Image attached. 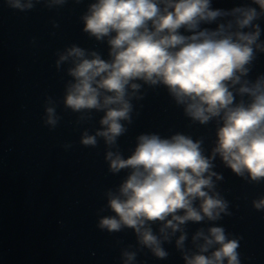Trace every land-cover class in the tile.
Wrapping results in <instances>:
<instances>
[{
  "label": "clouds",
  "instance_id": "1",
  "mask_svg": "<svg viewBox=\"0 0 264 264\" xmlns=\"http://www.w3.org/2000/svg\"><path fill=\"white\" fill-rule=\"evenodd\" d=\"M62 3L63 0H55ZM13 8H31V0H7ZM264 13V0H253ZM211 0H96L83 17L84 31L97 40L108 39L112 57L105 62L93 53L85 58L80 48H72L61 60L73 57L75 67L70 75L75 83L68 89L65 104L73 111L106 110L101 124L105 130L97 135L113 144L124 131L122 120L129 119L131 110L126 89H138L130 83L163 84L177 103L186 104L185 111L201 124L220 117L223 126L217 132L214 154L238 176L245 173L256 181L264 178V76L254 85L241 77L248 73L254 48L260 36L253 21L255 8H235L230 13L211 9ZM234 16V21L219 25L216 30L201 29L202 23H212L222 16ZM235 26V31L233 27ZM250 26L254 31L241 30ZM189 33L188 35L182 34ZM264 50V48H261ZM236 94L247 95L251 103H234ZM51 116L52 109L48 110ZM49 123L55 121L50 119ZM85 145H95V137H86ZM110 169L119 172L130 169L119 195L111 196L108 206L115 214L100 221V227L118 232L122 227L134 229L140 242L153 249L157 257L166 253L148 222H164L161 232L188 221L204 218L216 220L227 204L209 195L213 187L210 159L200 150V143L183 135L161 139L157 135H142L128 159L109 153ZM207 173V175H205ZM219 178V177H218ZM199 200V209L193 206ZM264 208V201L255 205ZM183 215H178V212ZM171 216V219H167ZM204 244L200 253L187 264H239L237 240H228L224 229L213 227L209 235L197 233ZM182 235L177 242L182 244ZM214 245L219 247L206 256ZM132 257L129 256V260Z\"/></svg>",
  "mask_w": 264,
  "mask_h": 264
},
{
  "label": "water",
  "instance_id": "2",
  "mask_svg": "<svg viewBox=\"0 0 264 264\" xmlns=\"http://www.w3.org/2000/svg\"><path fill=\"white\" fill-rule=\"evenodd\" d=\"M211 9L221 10L223 12H231L235 8H255L258 13V18L253 21V26H258L260 29V36L256 44L264 48V13H261L258 5L253 3V0H211ZM236 17L228 15L217 18L216 21L212 23H202L201 29L216 30V28L221 24H227L229 21H234ZM250 26L241 31L249 33L254 31V27ZM235 31V26L232 29ZM254 52L253 61L247 66L248 73L246 76L241 77V83L247 81L249 86L254 85L257 80L264 76V50L257 48L256 45L253 46ZM241 85H236L235 89H230L234 92V103L243 102L245 104L251 103V98L247 95H238L236 90L239 89ZM217 128L223 126V122L220 117H215ZM232 171V170H231ZM235 183L237 185L238 191L240 193L241 199L243 201L244 207L246 209L247 215L249 217L250 223L252 225L255 236L264 254V208L257 209L255 205L264 201V178L259 180H252L247 173L243 176H238L232 171Z\"/></svg>",
  "mask_w": 264,
  "mask_h": 264
}]
</instances>
